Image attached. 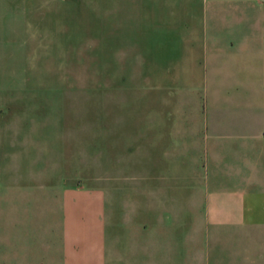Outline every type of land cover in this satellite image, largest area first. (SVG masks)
<instances>
[{
	"label": "crops",
	"instance_id": "1",
	"mask_svg": "<svg viewBox=\"0 0 264 264\" xmlns=\"http://www.w3.org/2000/svg\"><path fill=\"white\" fill-rule=\"evenodd\" d=\"M125 1L166 13L169 47L198 81L185 115L151 123L164 172L132 200L104 189L100 235L73 204L0 216V264H264V0ZM115 199L137 219L113 220Z\"/></svg>",
	"mask_w": 264,
	"mask_h": 264
},
{
	"label": "rangeland",
	"instance_id": "2",
	"mask_svg": "<svg viewBox=\"0 0 264 264\" xmlns=\"http://www.w3.org/2000/svg\"><path fill=\"white\" fill-rule=\"evenodd\" d=\"M124 2L0 0V216L73 204L100 235L104 189L132 200L164 172L151 123L185 115L198 81L169 47L166 13ZM132 205L112 200L113 220H136Z\"/></svg>",
	"mask_w": 264,
	"mask_h": 264
}]
</instances>
